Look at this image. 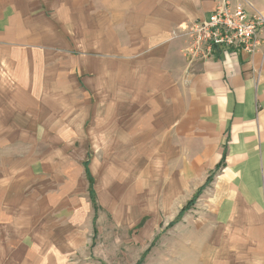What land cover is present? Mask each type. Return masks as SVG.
Here are the masks:
<instances>
[{"label":"crops","instance_id":"1","mask_svg":"<svg viewBox=\"0 0 264 264\" xmlns=\"http://www.w3.org/2000/svg\"><path fill=\"white\" fill-rule=\"evenodd\" d=\"M234 1L264 14V0ZM214 10L215 0H0V264H64L53 244L67 252L69 224L86 223L89 205L97 216L86 170L96 196L93 176L114 190L141 157L162 167L181 157L182 142L189 175L225 157L204 264H264V58L188 61L183 31ZM78 189L88 201L76 213Z\"/></svg>","mask_w":264,"mask_h":264},{"label":"rangeland","instance_id":"2","mask_svg":"<svg viewBox=\"0 0 264 264\" xmlns=\"http://www.w3.org/2000/svg\"><path fill=\"white\" fill-rule=\"evenodd\" d=\"M244 8L250 14L258 11L253 7ZM183 32L186 37V30ZM199 147L198 144L197 149ZM186 150L187 146L182 142L181 157L166 158L164 167L158 158L141 157L135 172L127 177L117 176L116 188L111 191H104V180L99 181V176H93L97 216L88 202L92 216L86 223L69 224L68 251L66 246L54 243V261L64 264H204L205 236L212 215L208 207L220 172L209 183L216 170L190 176L188 165L192 161L184 158ZM19 152L27 154L28 150L20 148ZM202 188V193L195 199ZM85 199L88 201L87 194L78 189L70 208L76 206L78 213L86 203ZM66 224L54 225L66 228ZM72 229L76 232H71ZM57 235L60 237L59 233Z\"/></svg>","mask_w":264,"mask_h":264},{"label":"built area","instance_id":"3","mask_svg":"<svg viewBox=\"0 0 264 264\" xmlns=\"http://www.w3.org/2000/svg\"><path fill=\"white\" fill-rule=\"evenodd\" d=\"M186 35L189 43L184 54L191 60H215L220 50L236 57L261 53L264 58V15L250 14L232 0H216L212 14L189 24Z\"/></svg>","mask_w":264,"mask_h":264},{"label":"trees","instance_id":"4","mask_svg":"<svg viewBox=\"0 0 264 264\" xmlns=\"http://www.w3.org/2000/svg\"><path fill=\"white\" fill-rule=\"evenodd\" d=\"M224 167H225V157L223 158V160H222V162L220 163V165L217 167V169H216V171L214 172V174L210 176L208 183L213 179V177H214L218 172H221V171L223 170ZM86 169H87V164H86ZM86 174H87V177H88V179H89V181H90V189H89V191H90V196H91L92 201H93V203H94V206H95V208H96V210H97V206H96V202H95V194H94V190H93V179H92V177H91L90 172L88 171V169L86 170ZM206 185H207V184H206ZM204 187H205V186H204ZM203 189H204V188H202V189H200V190L198 191L197 195L195 196V199L198 197V195H200V194L202 193ZM193 201H194V200H193ZM183 211H184V210H183ZM182 214H183V212H182ZM143 258H144V257H143ZM143 258H142V259H143ZM140 263H141V262H140ZM140 263H138V264H140Z\"/></svg>","mask_w":264,"mask_h":264}]
</instances>
